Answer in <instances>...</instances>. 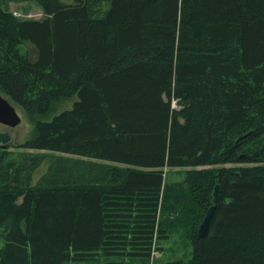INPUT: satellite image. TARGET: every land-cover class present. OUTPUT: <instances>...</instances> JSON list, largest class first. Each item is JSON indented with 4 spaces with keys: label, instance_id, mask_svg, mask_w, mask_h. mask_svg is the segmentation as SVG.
Listing matches in <instances>:
<instances>
[{
    "label": "trees",
    "instance_id": "1",
    "mask_svg": "<svg viewBox=\"0 0 264 264\" xmlns=\"http://www.w3.org/2000/svg\"><path fill=\"white\" fill-rule=\"evenodd\" d=\"M0 92L47 152L0 156V264H149L169 210L191 259L158 264H264V0H0Z\"/></svg>",
    "mask_w": 264,
    "mask_h": 264
},
{
    "label": "rangeland",
    "instance_id": "2",
    "mask_svg": "<svg viewBox=\"0 0 264 264\" xmlns=\"http://www.w3.org/2000/svg\"><path fill=\"white\" fill-rule=\"evenodd\" d=\"M66 3L70 4L73 0H64ZM9 8L11 9V12L18 17L19 19L23 20H38L42 17V12L39 11L40 9L31 1H25V2H19L14 3L11 2L9 4ZM21 52H24L26 49L25 47L21 46L20 49ZM32 54V52H31ZM30 54V55H31ZM33 57V54L31 55ZM5 97V96H4ZM12 104V103H11ZM14 108L16 109V113L19 114L21 118V123L17 125L14 128H9L6 126H1L0 124V132L7 133L9 135V143L0 144V156L4 153L9 154L7 156V160H15L19 161L21 163L22 159H27L28 157H32L34 155H42L44 151L39 150H27L22 149L20 147H17L18 143H23L24 141L29 139L31 137V125H29V122L27 121V116L25 111L18 107L17 105H14ZM51 155H56V157H69L68 159H75L73 156H68L60 153H50ZM51 161V160H50ZM49 160H45L41 162V169L37 170L34 175H31V184H35L39 179L40 175L44 172L48 171V169L52 168L53 165L56 163L51 161L50 167H48ZM99 163V162H98ZM217 167V166H215ZM196 169H203V168H196ZM190 168H175V169H166L165 171V179L167 184H177L181 182H185L187 178L186 172H188ZM167 206H174L173 202H169ZM162 213V212H161ZM160 213V214H161ZM172 210L167 211L166 213H163L162 215H159L160 221L164 224L165 229L167 230V236L163 240H159L156 242L155 245H153V249L151 252V257L149 260V264H158L160 262H166V261H172V260H180L184 263H187L191 259V246H190V239L188 237V225H189V218L192 216L188 212H184L185 215V222L180 221V219H176L174 217L177 216L180 217V214H171ZM173 215V216H172ZM174 218V219H173ZM185 223V224H184ZM0 241V246H1ZM129 259V258H128ZM137 259H130L127 260L126 256H117V257H103L98 256L94 258V260L91 261H84L82 262H72L68 264H104V261H117L122 264H127L128 261H131L132 263H138L136 261Z\"/></svg>",
    "mask_w": 264,
    "mask_h": 264
},
{
    "label": "water",
    "instance_id": "3",
    "mask_svg": "<svg viewBox=\"0 0 264 264\" xmlns=\"http://www.w3.org/2000/svg\"><path fill=\"white\" fill-rule=\"evenodd\" d=\"M16 109L14 106L8 101L6 97L2 95L0 92V124L1 126H6L9 128H14L17 125L21 123V118L18 113H16ZM213 196L212 199V206L207 210L204 219H202V223L199 226L198 234L204 235L205 232H207L210 224V219L212 218L213 212H214V206L218 198V185L214 187L213 193H211Z\"/></svg>",
    "mask_w": 264,
    "mask_h": 264
},
{
    "label": "bare ground",
    "instance_id": "4",
    "mask_svg": "<svg viewBox=\"0 0 264 264\" xmlns=\"http://www.w3.org/2000/svg\"><path fill=\"white\" fill-rule=\"evenodd\" d=\"M199 2H200V1H199ZM35 93H36V92H35ZM178 111H179V110H178ZM212 199H213V196H212ZM211 203H212V201H211ZM212 205H213V204H212ZM212 205H211V206H212ZM209 208H210V206H209ZM209 208H208V209H209ZM201 223H202V222H201ZM198 229H199V228H198Z\"/></svg>",
    "mask_w": 264,
    "mask_h": 264
}]
</instances>
